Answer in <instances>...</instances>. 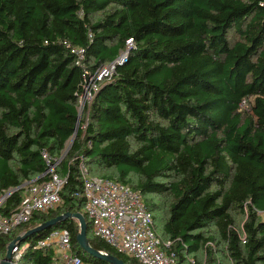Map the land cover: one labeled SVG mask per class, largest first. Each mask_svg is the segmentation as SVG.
I'll return each mask as SVG.
<instances>
[{"label": "trees", "instance_id": "1", "mask_svg": "<svg viewBox=\"0 0 264 264\" xmlns=\"http://www.w3.org/2000/svg\"><path fill=\"white\" fill-rule=\"evenodd\" d=\"M108 65L79 127L85 86ZM57 160L61 204L1 238L2 258L19 230L72 212L85 216L93 248L139 264L93 236L85 165L143 196L178 264H200L203 250L204 264H216L217 243L233 264H264V0H0V195L13 192L5 214ZM149 196L169 201L161 234ZM237 211L248 215L241 231ZM58 228L76 256L102 264L80 250L76 220ZM58 228L26 238L17 264H55L39 243Z\"/></svg>", "mask_w": 264, "mask_h": 264}, {"label": "built area", "instance_id": "2", "mask_svg": "<svg viewBox=\"0 0 264 264\" xmlns=\"http://www.w3.org/2000/svg\"><path fill=\"white\" fill-rule=\"evenodd\" d=\"M74 52L80 58L84 57L83 50ZM113 71L114 66L111 65V69L106 67L92 76L85 86L83 96L88 87L94 84L88 90L94 93L95 98L98 82L106 79L105 77L109 78ZM81 104L83 107L82 102ZM59 163L60 160H57L50 164L45 174L47 180L22 186V200L11 214H5L3 210L13 192L0 195V240L30 222L34 215L48 213L61 204L60 193L65 180L55 173ZM81 172L85 212L94 237L103 240L116 252L135 259L139 264H178L174 253L169 254L161 248L160 238L154 229L153 214L139 192L122 183L91 176L85 165H81ZM169 245L166 244L168 247ZM39 246L53 249L57 258L55 264H90L73 253L68 229L52 231L40 241ZM20 253L18 249L15 260L20 259ZM2 259L0 250V264Z\"/></svg>", "mask_w": 264, "mask_h": 264}, {"label": "water", "instance_id": "3", "mask_svg": "<svg viewBox=\"0 0 264 264\" xmlns=\"http://www.w3.org/2000/svg\"><path fill=\"white\" fill-rule=\"evenodd\" d=\"M127 54L128 52H126L123 56H121L119 60L116 62V64L123 61L127 57ZM68 219H73L78 222L79 228H80V233L77 237L79 248L80 250L85 252L90 258L93 259L92 262L95 263L96 261H99L102 264H127L122 259L118 258L117 256L109 252L97 250L93 248L88 238V223L86 221L85 216L83 214L72 213V212H66L62 214L61 216L47 223L37 225L31 228L30 230H28L26 233L15 238L7 246V251H6L4 258L1 260V264H17L18 260H15V255L19 247L26 240V238L36 233H39L45 229H49L50 227L58 228L60 227L61 224L66 222Z\"/></svg>", "mask_w": 264, "mask_h": 264}, {"label": "rangeland", "instance_id": "4", "mask_svg": "<svg viewBox=\"0 0 264 264\" xmlns=\"http://www.w3.org/2000/svg\"><path fill=\"white\" fill-rule=\"evenodd\" d=\"M100 17V14L96 16V18ZM230 38L234 41L236 39H238V36H235L234 34L232 36H230ZM111 69V65L107 66V69ZM111 74V73H110ZM111 76V75H110ZM108 78V77H105ZM94 83V82H93ZM94 86V84H91L88 89H91ZM86 91V94L81 98V101L79 102V108H80V114H81V118H80V122H79V127L82 124V116L84 115V109L86 108V106H89L88 104L92 103L93 99H94V93L91 92L90 90ZM253 100V99H252ZM83 103V107L82 104ZM74 139V138H73ZM73 139H71L67 145V149L66 152L63 154V157H66L68 151L70 150L72 143H73ZM93 173L96 176H101L102 174L106 173V170H104V168H99V167H93ZM148 199L156 201L158 203L159 206V211H158V215L156 214L157 219H156V228L159 232V234H161V222L164 221V219L167 218L168 216V204L169 201L166 200V198H162L159 196H149ZM259 218L260 219H264V213H258ZM234 219L236 221V226L237 228L241 231L243 229L244 223L247 221L248 219V215L246 213H243L241 211H237L233 214ZM212 232H215V227L210 229ZM21 233V231L19 230L18 232H16V235L19 236ZM212 251V256L211 258L214 260V263L216 264H233V261L230 259L224 245L222 244H214V245H210L209 248ZM199 260H200V264H204L206 263V253L205 250H203L199 255ZM192 259V258H191Z\"/></svg>", "mask_w": 264, "mask_h": 264}]
</instances>
